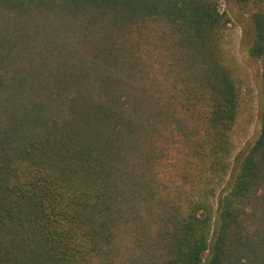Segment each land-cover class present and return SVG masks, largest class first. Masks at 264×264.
Wrapping results in <instances>:
<instances>
[{
    "label": "trees",
    "instance_id": "16d2710c",
    "mask_svg": "<svg viewBox=\"0 0 264 264\" xmlns=\"http://www.w3.org/2000/svg\"><path fill=\"white\" fill-rule=\"evenodd\" d=\"M0 264H264V0H0Z\"/></svg>",
    "mask_w": 264,
    "mask_h": 264
},
{
    "label": "rangeland",
    "instance_id": "374dc122",
    "mask_svg": "<svg viewBox=\"0 0 264 264\" xmlns=\"http://www.w3.org/2000/svg\"><path fill=\"white\" fill-rule=\"evenodd\" d=\"M217 1L220 10L224 11L226 0ZM248 16L249 12L245 11L243 14L239 13L231 17L223 45L226 61L235 70V76L240 80L241 85L240 108L233 134L235 150L230 159L231 168L248 142L259 133L262 63L248 55L247 45L251 41Z\"/></svg>",
    "mask_w": 264,
    "mask_h": 264
}]
</instances>
